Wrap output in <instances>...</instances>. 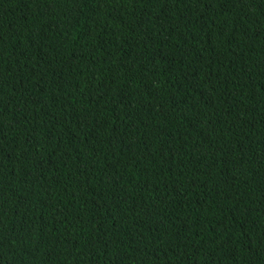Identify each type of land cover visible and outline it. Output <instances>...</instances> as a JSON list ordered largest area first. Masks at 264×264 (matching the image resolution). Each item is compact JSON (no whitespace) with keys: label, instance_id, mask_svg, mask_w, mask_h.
<instances>
[{"label":"trees","instance_id":"1","mask_svg":"<svg viewBox=\"0 0 264 264\" xmlns=\"http://www.w3.org/2000/svg\"><path fill=\"white\" fill-rule=\"evenodd\" d=\"M0 264H264V0H0Z\"/></svg>","mask_w":264,"mask_h":264}]
</instances>
